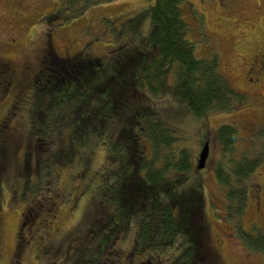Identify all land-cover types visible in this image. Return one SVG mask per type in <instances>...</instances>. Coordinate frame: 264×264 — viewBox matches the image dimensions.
Returning <instances> with one entry per match:
<instances>
[{
  "label": "rangeland",
  "instance_id": "374dc122",
  "mask_svg": "<svg viewBox=\"0 0 264 264\" xmlns=\"http://www.w3.org/2000/svg\"><path fill=\"white\" fill-rule=\"evenodd\" d=\"M181 11L194 53L216 55L220 71L243 94L232 111L193 116L172 94L171 79L159 96L145 87H139V95L132 90L139 68L154 50L147 37L148 0H0V178L2 185H10L0 209V264H10L20 245V264H139L151 257L136 251L134 222L163 200L181 204L188 194L201 197L206 247L215 256L210 264H264L262 252L250 250L243 233L264 230V69L256 72L253 62L256 48L264 45V0H183ZM50 42L57 56L98 63L96 76L58 84L53 74L39 86L45 93L55 86L61 106L48 107V97L37 104L38 92L24 105L18 96L22 80L37 70L27 71L24 64L38 59ZM48 65L43 64L40 76ZM86 105L103 126L95 145L80 150L69 143L64 123ZM143 114L168 125L177 145L192 153L194 166L170 172L154 187L158 191L168 184L170 191L133 215L128 203L118 207L113 197L123 193L136 169L105 164L102 143L114 139L117 130L127 131L131 122H143ZM225 123L238 130L233 158L222 159L225 170L243 152L262 157L243 178L248 198L240 217L228 215L224 186L215 175L221 157L216 133ZM206 142L208 156L198 169ZM143 145L150 155L149 143ZM37 180L39 190L28 198L10 188ZM188 235L180 246L171 239L151 264L172 263L188 246Z\"/></svg>",
  "mask_w": 264,
  "mask_h": 264
},
{
  "label": "trees",
  "instance_id": "16d2710c",
  "mask_svg": "<svg viewBox=\"0 0 264 264\" xmlns=\"http://www.w3.org/2000/svg\"><path fill=\"white\" fill-rule=\"evenodd\" d=\"M182 1L148 0L150 32L147 37L153 44L154 50L139 68L140 73L135 82L136 88L132 90L139 95L137 91L139 87H145L150 94L159 96L167 81L171 79L172 94L177 100L185 103L193 116L203 117L212 112L232 111L243 99V94L220 71L216 55L198 57L194 53L193 46L186 36L187 23L182 17ZM97 65L98 63L94 61L81 58L72 77L61 78L57 75L58 84L73 83V79L79 80L81 76L86 81L91 80L92 75L96 76ZM88 77L90 78L86 79ZM54 89L55 86L45 89L49 95L43 92L42 88L36 90V93H39L37 104L42 103L43 98L48 97V107L61 106L60 100L57 99L58 96L52 91ZM36 93L33 94L34 98ZM101 102L102 100L99 99L98 103ZM142 116H145L143 122L139 120L131 122L127 131L124 128L117 130L118 135L115 138L112 137L114 139H107V142L102 143L105 146V164L116 165L119 169L127 171L136 169V172L132 174L133 177L128 180L126 188L123 189V193L115 192L113 197L118 207L128 203L129 211L133 215L146 208L160 194L170 191L171 186L168 184L158 191L154 190V187L162 183L170 172L181 173L191 170L194 166L192 153L186 147L177 145V138L166 123L154 119L149 114ZM127 121L128 119L125 121L126 124ZM114 122L118 123L116 120ZM102 126L90 114L87 105L81 106L64 123L69 143L80 150L95 145L94 139L101 138ZM237 136L238 130L231 124L225 123L218 127L216 137L221 157L216 161L215 175L224 186L228 215L240 217L248 198V187L243 178L249 176L260 165L262 157L255 155L251 158L246 154L247 152H243L239 159H232L229 169L225 170L222 159L224 157L233 158L231 153L237 143ZM146 142L150 145V155L144 152L143 144ZM26 179L28 181V176ZM136 180H141V182ZM1 181L0 178V209L4 202L5 188L8 185H2ZM38 186L40 187L37 180L32 183L25 182L20 189L12 185L10 188L18 194L19 198L24 199L28 198V193L37 192ZM194 200L198 203L195 206L189 205ZM133 225L134 246L138 255L147 253L151 257L139 264H151L159 252L167 250L173 238L180 246L179 241L187 234H189L186 239L189 241L188 246L170 264L215 263L213 258L215 256L209 253L206 247L207 233L201 197L188 194L186 202L181 204H178L177 199L171 202H167V199L163 200L149 216H144ZM243 233L247 247L252 251L262 252L264 255V230H258L254 234ZM168 257H163V259L160 257L158 260L160 263L165 262Z\"/></svg>",
  "mask_w": 264,
  "mask_h": 264
},
{
  "label": "flooded vegetation",
  "instance_id": "af4514ba",
  "mask_svg": "<svg viewBox=\"0 0 264 264\" xmlns=\"http://www.w3.org/2000/svg\"><path fill=\"white\" fill-rule=\"evenodd\" d=\"M51 17H54V14H50V18ZM49 23L51 24V22ZM256 52H257L255 55L256 59L255 58L253 59L254 66L256 67L254 70L256 72H260L264 69V45L258 46L256 48ZM73 56L74 55L67 58L57 56L56 53L52 50V43L50 42V44H48V46L45 48L42 55L38 57V59L35 58L36 60H32V62L29 63L26 62L27 64H24V66L27 69V71L33 70L34 67L37 70L34 75L32 74L30 77L24 76L25 80L24 78L22 80V83H24L20 87V91L22 93H20V95L18 96L20 97L22 96L21 100L24 101L23 102L24 105H25V101H28V98L29 99L33 98V94L36 93V90H41L40 88L41 84H43L46 81H49L52 78L53 74L59 75L61 78L66 76L69 78L72 77L73 74H75L74 71L77 70V67L79 65V60L81 59L78 58L77 55H75L74 57ZM46 62H48L49 65L45 67L44 74L40 76L42 74L41 72H43L42 70V68L44 67L43 64ZM51 65H53L54 67ZM23 111L25 110L23 109ZM24 241L25 240H22L21 242ZM24 244L26 243L24 242ZM21 251L22 249L20 245V248H18L16 252L13 254V258H11L10 264H20V258L22 253Z\"/></svg>",
  "mask_w": 264,
  "mask_h": 264
},
{
  "label": "water",
  "instance_id": "95a60500",
  "mask_svg": "<svg viewBox=\"0 0 264 264\" xmlns=\"http://www.w3.org/2000/svg\"><path fill=\"white\" fill-rule=\"evenodd\" d=\"M207 156H208V142L204 144L203 148L201 149L199 153V157L197 161L198 169H202L205 166V161L207 159Z\"/></svg>",
  "mask_w": 264,
  "mask_h": 264
}]
</instances>
